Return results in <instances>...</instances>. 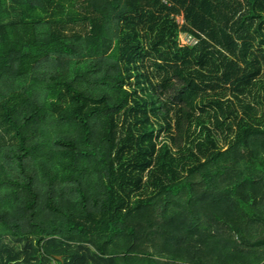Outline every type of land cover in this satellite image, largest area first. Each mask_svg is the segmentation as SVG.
I'll list each match as a JSON object with an SVG mask.
<instances>
[{
    "label": "trees",
    "instance_id": "1",
    "mask_svg": "<svg viewBox=\"0 0 264 264\" xmlns=\"http://www.w3.org/2000/svg\"><path fill=\"white\" fill-rule=\"evenodd\" d=\"M86 41L116 71L51 75L19 122ZM0 78L2 148L62 131L45 182L0 177V264H264V0H0Z\"/></svg>",
    "mask_w": 264,
    "mask_h": 264
},
{
    "label": "rangeland",
    "instance_id": "2",
    "mask_svg": "<svg viewBox=\"0 0 264 264\" xmlns=\"http://www.w3.org/2000/svg\"><path fill=\"white\" fill-rule=\"evenodd\" d=\"M180 23L183 22V16L181 14L176 15ZM107 30L111 31L112 35L118 34V27L115 22H109L107 24ZM38 32L41 39L49 38V24L43 23L38 26ZM182 33L180 36H184ZM87 38V37H86ZM188 43H191L189 39H185ZM82 51L84 55L73 57H47L37 63L33 71L28 75L26 81L22 84V88L28 87L33 94L30 96V102L24 109L16 116L19 122L23 121V114L29 112L33 104L42 105L45 101L46 92L42 88L50 80L51 75L63 73L72 76L78 69L85 73L87 67L96 68L95 72L90 75L89 79H99L106 72H115L116 65L113 61L105 59L91 52L94 46L89 45L88 41L82 45ZM66 58V59H64ZM86 76V75H85ZM0 86L3 91L10 92L11 87L6 84L3 78H0ZM97 90H100L98 87ZM102 92V91H99ZM112 98L114 97V91L108 89L106 92ZM57 116L47 117L45 121L33 123L25 128V134L27 137V143L31 146L34 145V153L28 156L23 164L20 163L19 158L15 157V149L0 146V177L10 176L16 177L21 181L28 179L26 173L23 171H34L38 173L39 178H43L45 182L48 177L45 167L50 169L57 168L58 150L56 149L55 139L61 136L60 125L56 122ZM91 128H95L97 123L92 122ZM59 130V131H58ZM61 138V137H60ZM224 146H226L225 142ZM53 157V158H52ZM45 162V164H43ZM24 166V167H23Z\"/></svg>",
    "mask_w": 264,
    "mask_h": 264
},
{
    "label": "built area",
    "instance_id": "3",
    "mask_svg": "<svg viewBox=\"0 0 264 264\" xmlns=\"http://www.w3.org/2000/svg\"><path fill=\"white\" fill-rule=\"evenodd\" d=\"M184 36L186 37V38H184L183 36H180V42H181V44H190V43H188V41H186L185 39H189L190 41H194V37L191 35V34H189V33H185L184 34ZM191 42V43H192Z\"/></svg>",
    "mask_w": 264,
    "mask_h": 264
},
{
    "label": "clouds",
    "instance_id": "4",
    "mask_svg": "<svg viewBox=\"0 0 264 264\" xmlns=\"http://www.w3.org/2000/svg\"><path fill=\"white\" fill-rule=\"evenodd\" d=\"M182 34V33H181ZM181 43V42H180Z\"/></svg>",
    "mask_w": 264,
    "mask_h": 264
}]
</instances>
